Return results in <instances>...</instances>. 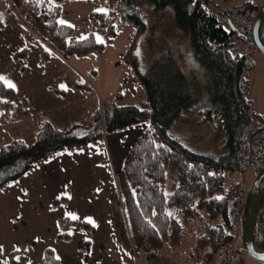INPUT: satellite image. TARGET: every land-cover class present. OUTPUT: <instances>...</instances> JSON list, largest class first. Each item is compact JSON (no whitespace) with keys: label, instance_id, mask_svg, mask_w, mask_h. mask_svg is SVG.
<instances>
[{"label":"trees","instance_id":"obj_1","mask_svg":"<svg viewBox=\"0 0 264 264\" xmlns=\"http://www.w3.org/2000/svg\"><path fill=\"white\" fill-rule=\"evenodd\" d=\"M63 1L8 0L7 11L17 14L32 34L67 62L104 53L105 45L94 31L115 39L124 26L134 27L136 36L123 64L144 88L147 109L120 105L124 96L119 92L83 122L59 128L48 119L37 118L32 135L14 138L5 134L7 143L0 146V191L37 163L63 152L102 146L108 134L146 125L116 176L111 218L119 241L133 255L160 257L167 247L180 248L183 226L196 217L206 218L209 226L199 237L196 231L193 264H244L233 246L240 217L243 228L250 219L252 196L246 198L243 185L228 191L224 185L230 176L250 168L258 178L264 174V118L256 113L249 94L254 64L239 52L242 44L251 43L256 48L252 28L260 7L245 3L224 12L212 9L210 0H109L112 11L91 14L94 31L85 39H73L74 29L59 23ZM147 4L155 11L172 12L178 29L187 33L184 51L166 50L143 62L135 45L147 31L141 11ZM27 50L15 53L13 59H26ZM50 59V53L44 52L40 65L46 66ZM74 89L91 92L78 82ZM51 92L66 96L64 91ZM16 98V92L0 81V125L17 122L11 103ZM196 109L205 120L219 121L226 135L222 156L196 152L170 134L183 113ZM169 173L176 175L177 183L172 193L166 194ZM174 208L183 219H178ZM60 224L63 229L71 225L68 220ZM253 239L256 249L264 251V201L258 207ZM39 264H59L55 251L46 249Z\"/></svg>","mask_w":264,"mask_h":264},{"label":"crops","instance_id":"obj_2","mask_svg":"<svg viewBox=\"0 0 264 264\" xmlns=\"http://www.w3.org/2000/svg\"><path fill=\"white\" fill-rule=\"evenodd\" d=\"M6 15L7 13H4L1 17L4 22H6ZM123 28H126L128 32L126 44L116 50L115 58L109 60V63H112L111 67L108 64L103 68L100 64L94 67L92 63L96 61L94 55L85 58L74 57L67 62L48 48L46 50L50 53L51 60L45 67H39L40 59L39 64L36 59L32 67L35 70H29L28 57L26 61L14 65L18 66V71H13L14 75L7 76L6 74H10L11 71L6 73V66L11 62L13 54L19 51L4 50V53L1 52L0 76L6 77L16 85V88L13 89L16 92V101L19 99L22 104L21 100L23 99L27 108L24 107V104L19 105L18 103L15 105L17 122L0 125V146L5 143V134L17 137L25 133L32 135L36 131L34 121L37 118L48 119L57 127L65 128L70 124L83 122L92 117L106 101V98L115 94L108 100L115 99L125 80L122 74L123 56L128 52L131 42L136 36L134 27L126 25ZM15 31L16 33L22 32V34L16 35V37L18 36L17 41L22 43V47L34 45L39 48L38 56H41L45 49L41 44H35L33 36H27L26 31L18 28ZM118 38L120 39V33L113 41L115 46L120 42ZM105 39L110 38L105 37ZM99 42L105 43L103 40ZM7 44L11 45L10 41H7ZM108 47L110 50V46ZM108 47L105 46L104 54H101L102 58H104ZM14 66L11 67L12 70H14ZM24 68L25 72L22 71ZM105 73L109 78L113 77V85L109 86L107 82L109 78L104 77ZM89 74L93 77H90ZM83 78L86 80H82ZM76 81L79 84L82 82L81 85L91 88L92 91L90 93L76 91L74 89ZM61 85H65L67 90ZM117 86H119V90ZM51 89L64 91L65 98L55 96L50 91ZM92 95L95 97L93 98ZM75 100L78 101L75 102ZM25 110L27 111L26 116H24ZM78 112L79 114L82 112V115L80 114V116ZM146 128V125H140L119 133L108 134L104 137L102 146H89L78 151L63 152L47 161L35 164L21 179L6 186L11 189L0 194L1 201H8L9 194L14 190L15 184L28 180L26 188H22V198H25L28 192L35 196L36 193H44V198L53 203L57 222L68 220L71 225L80 227L82 232H88L82 236L85 240L75 253L67 252L59 247L55 248L56 258H60L57 259L59 264H136L137 260L144 262L147 258L145 254L133 255L119 241L111 218V200L116 189V176L122 169L132 145ZM73 215L77 219H72ZM89 218L94 221L95 226L88 223ZM196 241L197 235L195 234L193 248H195ZM22 244L21 247L14 244V248L10 250H4L2 247L0 264H13V262L16 264H39L48 249L33 240L25 241ZM180 251V248L174 250L167 247L158 255L168 264H193L191 253L185 258L184 253H180Z\"/></svg>","mask_w":264,"mask_h":264},{"label":"rangeland","instance_id":"obj_3","mask_svg":"<svg viewBox=\"0 0 264 264\" xmlns=\"http://www.w3.org/2000/svg\"><path fill=\"white\" fill-rule=\"evenodd\" d=\"M245 3H252L255 6L261 7L264 4V0H210V7L214 10L230 12L232 9H235L236 7L241 6ZM8 5V0H0V14L3 15L4 13H7L6 22L1 19L2 15H0V22H3L2 28H0V34L4 32L1 34L0 53H4V50H8L10 52L15 50L20 52L27 48V58L29 57V70L33 71L35 69L32 67L34 66L36 59L38 60L39 64V59L41 57L40 55L38 56L39 48L34 47V45H26L22 47V43L17 41L18 36L16 37L18 33L22 34V32L16 33L15 30L18 28L19 30L26 31L27 36H33L36 41L35 44H41L45 49L44 52H48L46 49H48L49 46L40 38L32 34V32L26 27V25L19 19L17 14L8 12ZM60 7V21H65V25H72V28L74 29L73 39H79L81 37L88 36L92 31H94L91 14L94 12L109 13L113 9V4L109 0H64L60 3ZM99 9H103L105 11L100 12L98 11ZM141 9L143 15L146 17L147 31L141 37V39L137 41L135 50L137 54L140 55L143 62H148L153 56L158 55L159 53L166 50H173L175 52H182L185 50V38L187 36V33L186 31H180L178 29L173 14L170 10L155 11L152 4L142 6ZM94 32L96 38L98 36L100 40L105 41V46H110V50L108 47L105 52L104 58H102V55L104 53L100 56L94 55V57H96V61L92 63L94 64V67L99 66V64L100 66H102V68L107 67V64L109 67H111L112 63H109V60L115 58L116 50L121 49L123 45L126 44L125 41L128 36L127 29L123 28L119 32L120 39H118L120 42L116 44V46L113 42L115 39H112L113 37H111L109 34H106L105 36L99 31ZM105 37H108L110 39H105ZM262 38L264 41V25L262 28ZM7 41H10L11 45L7 44ZM251 45V43L242 44V46L239 48V52L243 55H248L254 64V69L250 77L249 94L250 99L254 103L256 113L264 118V54L259 52L256 48L251 47ZM113 46L114 48H112ZM20 47L21 49H19ZM44 52H42L41 54H43ZM13 58L14 54L11 62L6 66L5 69L6 73L9 70L11 71L10 74H6L7 76L14 75L15 73L13 71H18V66H14L15 64H19L21 63V61L27 60L26 58L15 61V59ZM12 66H14V70L11 69ZM40 66L41 65H39V67ZM123 66L124 69L122 74L123 77H125L126 82L120 87V93L123 94L124 100L119 101V104L126 106H139L142 111H146L147 101L144 88L142 87L139 80L132 74L131 69L128 66ZM25 70V68L22 69L23 72H25ZM90 77L93 76L90 75ZM104 77H106V79L109 78L107 73L104 74ZM86 78H83L82 80H86ZM112 78L113 77L109 78L107 81L109 86L114 84ZM77 82L78 81H76V83ZM80 83L83 84L82 82ZM117 89L119 90V86H117ZM92 96L93 98L95 97L94 95ZM110 98H106L105 100L107 101ZM21 101L22 104H24V100L22 99ZM76 101L78 100H75V102ZM11 103H13L14 107L18 103L19 105L21 104L19 99H17V101L15 99ZM101 109L102 105L100 106L99 110ZM15 113L16 107L14 110V114ZM96 113L97 112H95L94 114ZM80 114L82 115V112ZM78 116H76V118H78ZM145 116L148 117L147 112ZM170 134L173 137L184 142V144H186L190 149L199 153L220 157L226 152V135L222 131L219 121L211 122L205 120L199 109L183 113L179 120L172 127ZM11 136L14 138H23L30 135L28 133H25L24 135H20L19 137L15 135ZM6 143L7 142H5L4 144ZM258 179L259 178L257 173L254 171V169L250 168L244 173L230 176L224 185V190L228 191L235 185H243L247 198L253 195L254 186ZM27 183L28 180H26L25 182L23 180L18 184H15L16 186H14V190L11 194H9V199H7L8 201L3 202L0 198V245L4 250H10L14 248V244H18L21 247L23 245L22 243H25V241L27 242L33 240L43 244L49 249L55 250V248L59 247L63 250H66L67 252L75 253L77 251L76 249H79L80 244L85 240L82 236L86 235L85 233L88 232H82V230H80V227H75L73 225H70L69 227L63 229L61 227V224L56 220L57 217L55 215L53 203L47 201L44 198V193L42 194L41 192L42 195L36 193L37 195L35 196L34 194L28 192V194L26 193L25 198H22V188H26ZM174 183H177L176 175H168L165 188L166 194L172 193ZM9 188L4 187L0 194L4 193ZM172 211H177V209L174 208ZM176 216L178 217V219H183L182 215L178 211L176 213ZM207 226H209L208 220L206 218L198 219V217L192 220L190 225L183 226L180 234L181 245L179 247L181 250L180 253H184L185 258H187L189 253L192 254V250L194 249L192 244H194L195 234L197 235L196 231L200 232L198 235L199 237L204 232V229ZM237 228V236L233 247L240 251L238 252V254H241V258L244 261V264H260L259 262L251 258L246 249H244V229L242 216L240 217L239 225ZM66 235L68 236V238H66ZM191 258L193 259L194 256H192ZM219 258L222 259V256H219Z\"/></svg>","mask_w":264,"mask_h":264},{"label":"water","instance_id":"obj_4","mask_svg":"<svg viewBox=\"0 0 264 264\" xmlns=\"http://www.w3.org/2000/svg\"><path fill=\"white\" fill-rule=\"evenodd\" d=\"M232 29L235 27L230 23ZM264 25V4L259 8L252 28V39L256 49L264 54V42L262 38V28ZM264 180V174L259 177L254 186V191L250 207V219L243 228V239L247 253L257 262L264 264V251L256 249L253 239V232L258 218V207L264 201V191H261V184Z\"/></svg>","mask_w":264,"mask_h":264},{"label":"snow or ice","instance_id":"obj_5","mask_svg":"<svg viewBox=\"0 0 264 264\" xmlns=\"http://www.w3.org/2000/svg\"><path fill=\"white\" fill-rule=\"evenodd\" d=\"M49 2H52V0H49ZM98 11H100V12H104L105 10H103V9H99ZM0 15H2V14H0ZM59 23H60L61 25L66 24V22L63 21V20L59 21ZM67 26H68V27H73V26L70 25V24H68ZM81 39H85V37H81ZM97 39L99 40L100 38L97 37ZM101 42H102V41H101ZM0 81L4 82V83L6 84V86L9 87V88H12V89H15V88H16V85H15L14 83H12L10 80H8V79H7L6 77H4V76H0ZM61 87H62V88H65V90H67L65 85H61ZM69 198H71V197H69ZM72 219H77V217H76L75 215H73V216H72ZM88 223H92V224L95 226L94 221L91 220L90 218L88 219ZM17 250H19V249H17ZM0 251H2V246H0ZM57 259H60V258L57 257Z\"/></svg>","mask_w":264,"mask_h":264},{"label":"built area","instance_id":"obj_6","mask_svg":"<svg viewBox=\"0 0 264 264\" xmlns=\"http://www.w3.org/2000/svg\"><path fill=\"white\" fill-rule=\"evenodd\" d=\"M136 264H167V263L162 261L159 257L150 256L147 257L144 262H140L137 260Z\"/></svg>","mask_w":264,"mask_h":264},{"label":"bare ground","instance_id":"obj_7","mask_svg":"<svg viewBox=\"0 0 264 264\" xmlns=\"http://www.w3.org/2000/svg\"><path fill=\"white\" fill-rule=\"evenodd\" d=\"M263 40V39H262ZM264 42V41H263Z\"/></svg>","mask_w":264,"mask_h":264}]
</instances>
